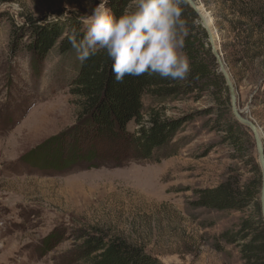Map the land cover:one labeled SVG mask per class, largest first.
Instances as JSON below:
<instances>
[{"label": "rangeland", "instance_id": "1", "mask_svg": "<svg viewBox=\"0 0 264 264\" xmlns=\"http://www.w3.org/2000/svg\"><path fill=\"white\" fill-rule=\"evenodd\" d=\"M193 1L209 19L236 108L256 125L264 149V55L241 54L243 40L255 31L247 15L264 11V0H234L229 11L231 0H206L207 6ZM99 2L0 0V264H84L76 257L82 233L120 237L159 264H247L222 236L250 210L219 212L195 203L198 191L217 187L229 175L252 178L210 128L219 111L207 93L167 104L168 118H191L174 138L176 155L132 161L138 152L118 130L108 137L82 127L67 81L73 66H60L68 56L53 49L32 65L25 45L21 53L14 50L15 30L26 18L77 16L85 28ZM251 37L260 41L264 33ZM229 52L232 63L225 59ZM142 104L158 106L148 96ZM251 142L259 166L252 136Z\"/></svg>", "mask_w": 264, "mask_h": 264}, {"label": "trees", "instance_id": "2", "mask_svg": "<svg viewBox=\"0 0 264 264\" xmlns=\"http://www.w3.org/2000/svg\"><path fill=\"white\" fill-rule=\"evenodd\" d=\"M131 1L133 0H110L108 7L119 16ZM204 4L207 6L206 0ZM180 6L188 33L184 41V52L190 65V71L184 79L173 80L146 73L139 77L125 76L123 82L118 83L111 70L112 61L103 49H98L81 62L69 39L73 30L77 41L87 31V27H82L77 16L65 18L58 15L42 20L26 18L22 27L15 30L17 36L14 50L21 53L25 45L32 65L43 62L53 49L63 57L68 56L67 59H62L60 66L66 61L73 66V74L69 75L67 81L70 94L77 99L82 127L108 137L115 136V131L118 130L120 137L138 152L139 157L128 159L132 161H161L176 155L174 138L191 118H168L165 115L167 104L177 101L178 97L207 93L215 103L214 109L219 111L214 126L210 128L222 135L223 141L236 154L235 159L249 169L252 178L242 180L241 176L229 175L217 187L198 191L195 203L199 208L219 212L245 214L250 210V214L243 215L240 219L236 230L227 231L228 234L224 233L222 237L229 244L238 247L247 264H264V222L259 203L261 172L251 153V135L247 128L238 124L231 116L229 93L218 72L207 34L198 17L183 0ZM233 7L235 9L234 0H231L228 11ZM247 16L256 32L250 29L249 37L243 40L241 54L245 56L254 52L253 56L264 55V39H251L254 33L255 36L264 33V11L259 10ZM66 29L67 33L64 35ZM22 34L26 36L19 41ZM24 38L29 42H23ZM226 46L231 45L226 42ZM245 48L246 51H243ZM249 49L250 52L247 51ZM233 58V53L225 54L227 63H232ZM144 96L154 99L158 106L145 109L142 104ZM211 111L208 115H212ZM145 116H148V120L144 119ZM130 123L134 125L133 131L127 129ZM79 129L76 127L75 131ZM79 239L81 242L76 257L78 255L77 260H83L84 264H159L141 247L131 245L120 237L82 233Z\"/></svg>", "mask_w": 264, "mask_h": 264}, {"label": "clouds", "instance_id": "3", "mask_svg": "<svg viewBox=\"0 0 264 264\" xmlns=\"http://www.w3.org/2000/svg\"><path fill=\"white\" fill-rule=\"evenodd\" d=\"M181 0H133L119 15L100 2L84 19L87 31L77 41L75 31L70 42L83 62L98 49L112 61L116 82L125 76L158 74L161 78L184 79L190 71L184 52L187 36L182 19ZM148 120V116H145Z\"/></svg>", "mask_w": 264, "mask_h": 264}, {"label": "water", "instance_id": "4", "mask_svg": "<svg viewBox=\"0 0 264 264\" xmlns=\"http://www.w3.org/2000/svg\"><path fill=\"white\" fill-rule=\"evenodd\" d=\"M189 8L196 14L198 17L202 28L205 30L207 37H208V43L210 46L211 54L215 59L218 72L221 74V76L224 79L225 85L227 87L228 93H229V98H230V106H231V114L233 118L240 124L241 126L247 128L253 138L256 154H257V159H258V164L260 167V172H261V190H260V198H259V203H260V213L262 220L264 222V149L263 145L261 142V137L258 128L256 125L251 122L250 120L244 118L239 111L236 108V97H235V91L232 86V82L230 80V76L227 72L226 66L224 64V61L219 54L218 50L216 49L214 45V37L210 29L206 26L205 21L202 19L201 15L198 13V7L194 3L193 0H183Z\"/></svg>", "mask_w": 264, "mask_h": 264}, {"label": "bare ground", "instance_id": "5", "mask_svg": "<svg viewBox=\"0 0 264 264\" xmlns=\"http://www.w3.org/2000/svg\"><path fill=\"white\" fill-rule=\"evenodd\" d=\"M198 13L201 15V17H202V19L205 21V23H206V26L208 27L209 26V22H208V20L206 19V16H205V14L203 13V11L202 10H200V9H198ZM209 28V27H208ZM214 37V36H213Z\"/></svg>", "mask_w": 264, "mask_h": 264}]
</instances>
